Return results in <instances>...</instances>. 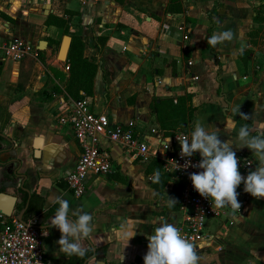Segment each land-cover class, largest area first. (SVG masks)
Segmentation results:
<instances>
[{
	"label": "crops",
	"instance_id": "0c3cea01",
	"mask_svg": "<svg viewBox=\"0 0 264 264\" xmlns=\"http://www.w3.org/2000/svg\"><path fill=\"white\" fill-rule=\"evenodd\" d=\"M213 1L182 0L183 10L169 13L165 11L168 0H0V40L28 41L33 53L44 58H36L35 63L46 68L37 75L31 71L24 82L21 59L0 61V132L6 135L0 139V187L17 196L10 215L17 216L21 210L17 204L23 177L14 170L26 174L23 186L30 194L42 197V209L27 220H36L46 230L48 264L68 261L56 243L61 234L50 224L55 212H45L55 196L92 215L93 231L82 244L96 249L106 244L104 250L97 249L104 264H144L147 235L163 222L175 225L180 209L177 203L169 208L166 197L174 180L170 178L158 194L150 184L152 173L145 170L151 156L162 158L166 152L151 128L166 141L169 138L152 109L155 97L192 94V117L176 129L185 130L189 139L198 121L209 130L215 128L222 141H235L241 125H248L251 135L264 130V0H220L216 13L209 16ZM257 8L259 17H255ZM50 12L69 18V31L84 41L83 54L97 64L92 93L86 95L94 110L105 112L112 122L132 121L149 146L143 158L120 142L101 138L110 152L112 171L90 173L79 197L65 180L81 146L71 126L61 120L74 96L65 89L66 61H56L57 53L52 58L64 33L62 27L45 23ZM226 30L234 33L232 41L216 47L207 43L214 33ZM40 40L46 41L42 49ZM241 48L247 50L245 61L238 55ZM193 74L196 78L191 79ZM47 79L50 90L43 89ZM238 107L248 118L235 113ZM229 118L235 130H229ZM233 150L255 157L246 147L233 144ZM132 231L135 236L123 249L121 260L123 238L118 234ZM195 250L198 264H264V198L247 193L239 220L216 229L213 239ZM98 258L92 253L85 263L95 264Z\"/></svg>",
	"mask_w": 264,
	"mask_h": 264
},
{
	"label": "built area",
	"instance_id": "2783aa9c",
	"mask_svg": "<svg viewBox=\"0 0 264 264\" xmlns=\"http://www.w3.org/2000/svg\"><path fill=\"white\" fill-rule=\"evenodd\" d=\"M184 38L188 35L184 34ZM33 53L31 44L19 38H7L0 41V61L6 57L20 59L26 53ZM191 64V60L187 61ZM68 67V65H66ZM196 75H191V79ZM68 123L78 140L81 151L73 167L69 169L65 180L69 189L76 197L85 192L86 178L90 173L106 174L112 171L111 155L101 138L108 142H120L129 149L135 150L137 155L147 157L149 146L143 133L138 132L132 121L112 122L105 112L94 110L91 100L83 95L79 98H69L65 115L61 118ZM156 133L157 142L166 152L162 159V167L170 172L171 178L180 183L181 188L177 198L180 215L175 226L181 234L193 243L195 249L212 240L215 231L208 229L210 222L207 218H219L228 224L239 220L242 210H233L230 206L217 208L214 201L202 197L193 187L190 174L200 172L195 167L201 157L196 153L190 158L180 156L179 141L188 137L185 130H175L169 135L167 147L165 138ZM239 160V171L246 177L256 168V158L249 152H236ZM238 200L243 205L247 198L244 185L237 188ZM34 221H22L15 215H7L0 211V264H48L45 249L46 230L34 226ZM116 264H126L122 261Z\"/></svg>",
	"mask_w": 264,
	"mask_h": 264
},
{
	"label": "clouds",
	"instance_id": "9594fccd",
	"mask_svg": "<svg viewBox=\"0 0 264 264\" xmlns=\"http://www.w3.org/2000/svg\"><path fill=\"white\" fill-rule=\"evenodd\" d=\"M234 33L232 30L214 33L207 39L212 47L225 41H232ZM244 49L241 48V53ZM243 118L248 115L240 113L239 107L234 110ZM229 130H235V122L229 118ZM264 129V125L261 126ZM220 134L215 128L209 130L201 122H196L190 139L185 137L179 141L182 158H190L199 152L201 160L195 165L202 169L200 172L190 174L189 179L194 189L204 198H211L217 208L230 206L233 210H240L241 203L238 200L237 188L243 183L244 192L255 198H264V130L257 135H251L248 125L239 126L235 141L220 139ZM169 140L165 142L167 147ZM236 148H248L259 161L255 170L250 171L244 177L239 171V160ZM153 183L160 182V173L157 170L153 177ZM59 205L55 215L50 220L52 227L60 232V238L56 242L59 251L65 256H76L83 259L87 249L82 241L90 237L93 231V217L85 212L83 207L72 209L69 202L61 196H55L50 201ZM177 203L175 198L169 197V206ZM123 238L121 260L123 249L129 245V241L135 236V231L118 234ZM147 253L143 257L144 264H198L199 256L193 243L181 234L175 225L163 222L154 229V233L147 235Z\"/></svg>",
	"mask_w": 264,
	"mask_h": 264
},
{
	"label": "trees",
	"instance_id": "16d2710c",
	"mask_svg": "<svg viewBox=\"0 0 264 264\" xmlns=\"http://www.w3.org/2000/svg\"><path fill=\"white\" fill-rule=\"evenodd\" d=\"M220 4V0H214L212 7L208 11V15L211 16L217 11V7ZM264 9V3L262 4ZM183 10L182 0H168L165 7V11L169 13H177ZM65 12H71L70 10H65ZM261 16L260 9L257 8L255 17ZM263 16V15H262ZM69 18L59 16L53 12H50L46 19L45 23L56 24L63 29V33H68L71 35V43L67 53L66 65H68V76L65 81V89L74 96V98H79L83 95H88L92 93V81L95 71L97 69V64L89 60L84 54V41L81 36L78 34L69 33ZM212 20V19H211ZM211 25L208 28V33L212 34L213 20ZM105 38V36H103ZM40 52L41 50H37ZM247 50H244L241 53V50L238 52L240 58L243 61L246 60L245 53ZM186 57V56H185ZM83 92L80 93L79 90ZM191 93L186 92L176 96H171L168 98H159L155 97L152 101V109L155 111L157 119L162 129H164L166 135H171L178 127L188 123L192 117V112L194 106L191 104ZM3 137L0 135V139ZM147 173H154L159 170L160 173V182L153 183L152 177L150 184L157 191V193H162L166 183L170 180L171 174L162 167V159L156 155L151 156L145 168ZM8 176V175H6ZM181 185L179 182L174 181L172 189L166 194V197L175 198L177 200L179 196ZM0 190L4 188L0 187ZM29 197V198H28ZM20 201L17 204L18 209H21L25 206L26 201L28 200V205L23 213V217L27 220L32 214L36 213L39 209H42V197L37 192L29 193L22 189L20 190L19 195ZM169 206V208L175 207ZM59 205L57 203L52 204L46 209V213L50 214L56 212ZM106 244L98 246L97 249L104 250ZM87 252L83 259L76 256H69L68 261H65L66 264H86V258L91 255L93 252L90 247L86 248ZM63 263V262H59Z\"/></svg>",
	"mask_w": 264,
	"mask_h": 264
},
{
	"label": "water",
	"instance_id": "95a60500",
	"mask_svg": "<svg viewBox=\"0 0 264 264\" xmlns=\"http://www.w3.org/2000/svg\"><path fill=\"white\" fill-rule=\"evenodd\" d=\"M71 35L68 33H65L62 35L61 40H60V44L57 50V58H59L62 61H66L67 59V53H68V49L71 43ZM46 46V41L45 40H40L38 43V48L42 49ZM0 135L3 137H6V135L2 132H0ZM39 146L36 147V153L39 151L38 149ZM1 172V171H0ZM14 174H20L22 175L23 179H21L19 186H21L22 189L26 190L29 194L30 191L27 187L23 186V182L26 179V174H21V173H17L16 170H14ZM21 184V185H20ZM17 196L11 192L8 191H1L0 190V211L10 215L13 209V206L16 202ZM28 205V200L26 201V204L23 208H21V210L18 212L17 214V218L22 220V221H27L25 220V218L23 217V213L24 210L26 209ZM36 227H39L38 224H33ZM91 249L93 254H96V256H98L99 258L96 260L95 264H104L102 255L103 253L99 250L96 249V247L94 245H91Z\"/></svg>",
	"mask_w": 264,
	"mask_h": 264
},
{
	"label": "rangeland",
	"instance_id": "374dc122",
	"mask_svg": "<svg viewBox=\"0 0 264 264\" xmlns=\"http://www.w3.org/2000/svg\"><path fill=\"white\" fill-rule=\"evenodd\" d=\"M72 32H75V31H73V30L69 31V33H71V34H72ZM197 36H198V34H197ZM198 37L196 39H198ZM57 49H58V46H56V48L52 52V58H54V59H55V56H56V53H57ZM36 58H39V59H41V61H44L43 55H41V54H35V53H32V52L26 53L23 57L20 58L21 61L23 62L22 71H21V80H23L24 82H25V80L30 79L31 71H33V74L37 75L39 72H42V70L46 69L42 64L35 63ZM56 61H58V62H64V61L60 60L57 57H56ZM64 68L68 69V67H66V63L64 65ZM4 74L6 75L7 73L4 72ZM33 79H32L31 82H33ZM49 83H50L49 82V79H47V81L45 83V85L47 84V86L44 85L43 89L45 88L47 90L48 89L50 90L51 85ZM22 88H23V86H22ZM24 88H25V86H24ZM19 89L20 90H18V91H22L23 90L21 88H19ZM207 221L210 222V226L208 227V229L211 230V231H215L216 229L219 230V229L225 228V227H230L232 225V224H228L227 222H225L224 220H221L219 218L209 217V218H207Z\"/></svg>",
	"mask_w": 264,
	"mask_h": 264
}]
</instances>
